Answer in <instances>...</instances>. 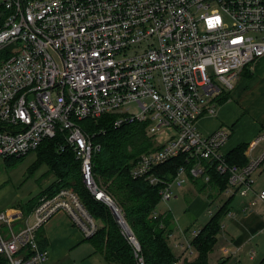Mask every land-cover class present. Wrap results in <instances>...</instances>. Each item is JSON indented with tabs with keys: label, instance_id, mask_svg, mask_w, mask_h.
I'll return each instance as SVG.
<instances>
[{
	"label": "built area",
	"instance_id": "1",
	"mask_svg": "<svg viewBox=\"0 0 264 264\" xmlns=\"http://www.w3.org/2000/svg\"><path fill=\"white\" fill-rule=\"evenodd\" d=\"M0 15V159L65 133L86 187L112 208L137 264H146L142 243L97 179L93 156L102 143L80 119L117 114V125L146 123L147 133L174 126L177 135L163 145L153 141L130 169L156 185L160 199L174 197L186 179L209 181L212 169L227 175L230 196L252 189L264 154L231 163L224 150L230 129L205 133L198 121L216 113L225 94L214 77L231 90L243 68L264 55V0H3ZM182 154L185 161L167 178L160 169ZM59 211L85 237L100 226L69 187L39 196L30 213L7 208L0 211L4 264H45L49 249L38 232Z\"/></svg>",
	"mask_w": 264,
	"mask_h": 264
},
{
	"label": "trees",
	"instance_id": "2",
	"mask_svg": "<svg viewBox=\"0 0 264 264\" xmlns=\"http://www.w3.org/2000/svg\"><path fill=\"white\" fill-rule=\"evenodd\" d=\"M226 98L227 93L223 94L219 101ZM116 117L117 114L106 113L98 118L80 119L78 123L85 131L94 134L95 141L102 143V148L93 156V170L141 241L146 264H209L210 253L218 242L223 219L233 196L228 197L221 207L213 212L207 223L193 237L192 244L197 255L193 259H182L180 255H176L169 243V234L174 230L171 214L154 215L157 203L161 200L158 187L151 185L144 178H134L130 173L138 156L154 144L146 131V123L125 122L117 125ZM93 123H97L98 127H93ZM244 148L245 144H242L228 151L227 159L231 163L245 164L247 159L243 154ZM36 150L42 162L53 168L57 180L33 197L31 206L33 207L38 197L43 194L55 193L61 187L72 188L79 194L89 212L100 222L96 233L85 237L86 240H92L96 250L101 252L110 264H136L133 249L122 233L112 208L104 201L96 199L86 187L81 160L67 144L65 133L57 132L55 136L45 138ZM15 158L11 156L6 159ZM184 161V154L174 157L165 163L160 171L166 172V177L171 178ZM191 180L197 190L202 193L204 191L211 200L212 192L208 190L222 194L227 187V175H222L215 169L211 170V179L207 182L196 178ZM40 230V244L47 246ZM4 263L5 258L0 255V264Z\"/></svg>",
	"mask_w": 264,
	"mask_h": 264
},
{
	"label": "crops",
	"instance_id": "3",
	"mask_svg": "<svg viewBox=\"0 0 264 264\" xmlns=\"http://www.w3.org/2000/svg\"><path fill=\"white\" fill-rule=\"evenodd\" d=\"M242 72L238 84H235L234 88L227 93L229 96L219 101L221 105L217 106L216 113L202 116L198 121V127L205 133H210L219 127L230 129V137L224 150L228 152L245 144L243 154L248 160L260 158L264 154V137L256 145H251L258 136L264 134V55L256 58L252 65ZM251 85L254 87H250ZM263 189L264 159L255 171V182L252 189L246 195L235 194L231 198L228 212L223 219L222 226L225 234L239 246L246 245L250 241L264 244V199L259 197ZM224 194L225 192L221 195ZM209 200L212 203L214 199L209 198ZM212 212L210 210L211 215ZM227 214L230 215L227 217ZM192 219L194 222L197 218L189 215L181 221V228L184 231L183 238L175 233V229L173 230L174 236L169 238V242L179 250L177 253L181 254L182 258H190L187 255L188 252L192 253V249L196 253L195 256L197 255L194 247L187 246V241L194 237L193 232L190 235L187 233ZM40 233L47 241L49 249L45 264H69L71 249L86 240L82 230L65 211H59L49 219L41 228ZM251 255L255 256V250Z\"/></svg>",
	"mask_w": 264,
	"mask_h": 264
},
{
	"label": "rangeland",
	"instance_id": "4",
	"mask_svg": "<svg viewBox=\"0 0 264 264\" xmlns=\"http://www.w3.org/2000/svg\"><path fill=\"white\" fill-rule=\"evenodd\" d=\"M1 2H3V0H0V4ZM252 62L246 65L243 70L249 68ZM242 71L240 74L243 73ZM214 79L225 89V93L232 90L228 89L217 77H214ZM240 79L241 77L239 76L235 81L236 85ZM250 87L254 86L251 85ZM228 96L229 94H227V97ZM220 105L221 102H218L217 106ZM92 125L93 127H98L97 123H93ZM148 135L152 137V140L158 145H163L173 135H177V129L174 126L164 125L159 127L155 133H150L148 131ZM14 157L16 158L12 160L6 158L3 160L0 159V211L12 207V209H22L24 213H30L32 210V198L44 188L54 183L57 180V176L50 165L42 162L38 150ZM208 192H212L211 195L214 198L212 203L208 198L209 196L203 194L205 193L204 191L203 193L199 192L193 181L186 179L184 185L176 191L178 195L168 200L161 199L157 203L156 211L163 216L171 214L172 227H174L175 222H177L174 231L178 236L183 238L184 231L181 228V221L186 216L192 215L197 218L194 222L192 219V223L188 228L187 233L190 235L191 232L201 228L207 223L211 217L210 210H214L215 213L230 196L228 193L222 196L216 193L215 190H208ZM121 212L123 213L122 210ZM229 215L230 214H227V217ZM0 227L6 234L7 230L1 223ZM221 230L222 233L219 235L218 242L214 250L210 253L209 264H264V262H262L264 260V244L261 245V243L257 244L256 241H250L246 245L239 246L231 240V237L225 234L223 226ZM170 246L173 252L176 255H180L182 258V255L177 253L179 250L173 247L172 243H170ZM254 250L255 256H252L251 254ZM195 254V251L192 249V253L188 252L187 256L193 259ZM134 260L137 264L135 255ZM68 261H70L69 264H109L104 256L98 253L92 240H85L74 246L70 251V259Z\"/></svg>",
	"mask_w": 264,
	"mask_h": 264
}]
</instances>
